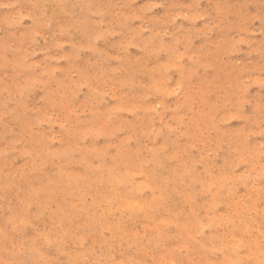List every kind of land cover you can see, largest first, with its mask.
Returning <instances> with one entry per match:
<instances>
[{
  "label": "rangeland",
  "instance_id": "obj_1",
  "mask_svg": "<svg viewBox=\"0 0 264 264\" xmlns=\"http://www.w3.org/2000/svg\"><path fill=\"white\" fill-rule=\"evenodd\" d=\"M0 264H264V0H0Z\"/></svg>",
  "mask_w": 264,
  "mask_h": 264
}]
</instances>
